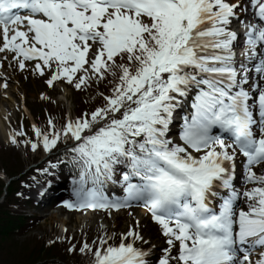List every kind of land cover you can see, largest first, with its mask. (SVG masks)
<instances>
[{"label":"snow or ice","instance_id":"obj_1","mask_svg":"<svg viewBox=\"0 0 264 264\" xmlns=\"http://www.w3.org/2000/svg\"><path fill=\"white\" fill-rule=\"evenodd\" d=\"M0 53L49 88L95 86L99 102L78 115L7 137L33 153L63 146L40 170L68 169L63 208L141 207L167 245H151L139 219L119 233L101 221L67 253L83 264H264V0H0Z\"/></svg>","mask_w":264,"mask_h":264},{"label":"rangeland","instance_id":"obj_2","mask_svg":"<svg viewBox=\"0 0 264 264\" xmlns=\"http://www.w3.org/2000/svg\"><path fill=\"white\" fill-rule=\"evenodd\" d=\"M2 56L3 53H0V57ZM0 65V83L5 81L6 78L8 85L7 89H1L2 86H0V111L4 109L8 115V119L6 120V133L3 135L0 133V148H15V150H12L14 153L0 156V165H6L8 167L9 162L20 160L24 165V168L21 169L19 174L21 175L26 169L25 166L29 167V165L33 164V161L38 158V155H46L42 150L33 153L30 148L26 149L23 146L17 148L8 142L7 137L9 132L12 130H19L21 124H23L27 136L34 138L31 130L32 128L28 125V119L25 117V115H28L27 109L34 115L38 126L44 128L49 117L55 120L59 119L58 124L62 123L64 118L68 115L69 110H71L72 115L75 116L82 110H86L90 105L98 103L99 100L98 98L94 99L96 95L94 91L95 86L93 89H89L88 92H76L60 83H57L53 88H49L48 86V88H45L43 83L38 82L36 75L33 74L30 80L26 81L24 85L23 82L20 83L18 76L15 74L14 63L12 66H9L8 62L4 61ZM46 78L47 77H45V79ZM28 83H30L32 87L29 86ZM101 90H105L103 85H101ZM41 94L50 97L55 103L41 99ZM29 195L32 199L36 200L37 190L33 189ZM129 210L132 213L130 217L128 214L122 216L124 211H121L112 213V217H108L104 213L96 214L88 212L86 215V217H88L86 218L82 213H67L62 209L47 210V207H43L42 205H38V210L34 207L27 208L23 211L27 215L35 217L38 221L37 223L35 222L24 235L27 237L23 238V240L28 237H34L36 239H42L45 243H48L50 240L61 242L57 240V236L66 235L69 239L61 243H65L66 246H69L67 244H69L70 241L71 243L79 245L84 239L83 233H87L90 240L95 237L97 226L101 221L109 226L114 225L115 227L113 230L118 233L126 231L129 225L133 224L136 219L140 220L142 227L151 226L149 219L145 217L142 212H138L134 209ZM94 218L97 219L95 220ZM62 227L67 228L66 234L62 232ZM143 235L145 239L151 242V245L157 247L158 242H156V240H151L149 233H146L144 229Z\"/></svg>","mask_w":264,"mask_h":264},{"label":"trees","instance_id":"obj_3","mask_svg":"<svg viewBox=\"0 0 264 264\" xmlns=\"http://www.w3.org/2000/svg\"><path fill=\"white\" fill-rule=\"evenodd\" d=\"M62 147V146H61ZM14 153L0 149V156ZM63 156V150L51 161H57V157ZM24 168L20 160L0 165L2 174L9 178L16 177ZM49 168L47 165L30 170L19 180L13 181L6 188V197L0 204V264H83L81 257L67 253L65 243L56 241L54 244L45 243L42 239L29 237V240H22L28 230L37 221L33 216L27 215L23 210L33 208L31 202L26 200L25 193L34 185L46 183L49 175L43 174L42 169ZM50 171H53L50 169ZM54 172V171H53ZM70 178L69 182L71 181ZM27 185V186H25ZM4 183L0 181V197L3 194ZM21 192L23 196L16 193ZM69 245V244H67Z\"/></svg>","mask_w":264,"mask_h":264},{"label":"bare ground","instance_id":"obj_4","mask_svg":"<svg viewBox=\"0 0 264 264\" xmlns=\"http://www.w3.org/2000/svg\"><path fill=\"white\" fill-rule=\"evenodd\" d=\"M5 83V81H3V82H1L0 83V86H2L3 84ZM10 88V87H9ZM1 89H5V88H3V87H1ZM5 117H7V119H8V115H7V113H6V111L4 110V109H1V111H0V133L3 135V134H5L6 133V118ZM86 217V216H85ZM88 217V216H87ZM86 217V218H87ZM95 219V218H94ZM97 219V218H96ZM95 219V220H96ZM127 230V229H126ZM23 240V239H22ZM25 240H29V243L31 244V242H32V240L28 237L27 239H25Z\"/></svg>","mask_w":264,"mask_h":264}]
</instances>
